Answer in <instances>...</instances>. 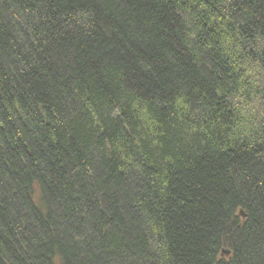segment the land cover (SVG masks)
I'll use <instances>...</instances> for the list:
<instances>
[{
    "label": "trees",
    "instance_id": "trees-1",
    "mask_svg": "<svg viewBox=\"0 0 264 264\" xmlns=\"http://www.w3.org/2000/svg\"><path fill=\"white\" fill-rule=\"evenodd\" d=\"M0 264H264V0H0Z\"/></svg>",
    "mask_w": 264,
    "mask_h": 264
},
{
    "label": "water",
    "instance_id": "water-1",
    "mask_svg": "<svg viewBox=\"0 0 264 264\" xmlns=\"http://www.w3.org/2000/svg\"><path fill=\"white\" fill-rule=\"evenodd\" d=\"M240 214H242V213H240ZM224 254H226V255H227V254H228V252H227V251H225V252H224Z\"/></svg>",
    "mask_w": 264,
    "mask_h": 264
}]
</instances>
